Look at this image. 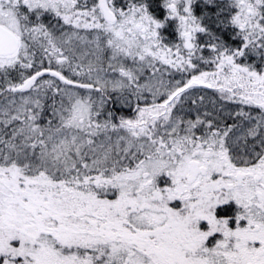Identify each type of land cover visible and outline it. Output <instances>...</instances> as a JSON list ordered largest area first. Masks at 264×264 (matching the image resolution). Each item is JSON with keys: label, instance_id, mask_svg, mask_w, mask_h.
Returning <instances> with one entry per match:
<instances>
[{"label": "snow or ice", "instance_id": "6c2138e0", "mask_svg": "<svg viewBox=\"0 0 264 264\" xmlns=\"http://www.w3.org/2000/svg\"><path fill=\"white\" fill-rule=\"evenodd\" d=\"M0 264H264V0H0Z\"/></svg>", "mask_w": 264, "mask_h": 264}]
</instances>
